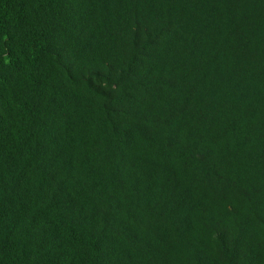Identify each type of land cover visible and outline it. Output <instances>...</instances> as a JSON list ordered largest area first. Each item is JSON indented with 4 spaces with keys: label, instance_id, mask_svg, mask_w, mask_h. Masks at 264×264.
I'll list each match as a JSON object with an SVG mask.
<instances>
[{
    "label": "trees",
    "instance_id": "trees-1",
    "mask_svg": "<svg viewBox=\"0 0 264 264\" xmlns=\"http://www.w3.org/2000/svg\"><path fill=\"white\" fill-rule=\"evenodd\" d=\"M0 264H264V0H0Z\"/></svg>",
    "mask_w": 264,
    "mask_h": 264
}]
</instances>
